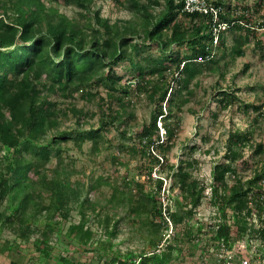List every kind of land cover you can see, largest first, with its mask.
Returning a JSON list of instances; mask_svg holds the SVG:
<instances>
[{
	"label": "trees",
	"instance_id": "trees-1",
	"mask_svg": "<svg viewBox=\"0 0 264 264\" xmlns=\"http://www.w3.org/2000/svg\"><path fill=\"white\" fill-rule=\"evenodd\" d=\"M50 1L0 0V239L5 229L25 241L34 238L40 255L55 264H172L181 259L186 246L204 253H232L219 259V264H243L244 243L251 255L246 258L249 264L263 260L264 166L254 169L247 180L240 174L252 167V156L264 153V144L254 142L253 131L230 132L225 161L214 166L209 184L194 177L192 162L175 167L167 153L176 143L179 115L194 95L193 81L207 71L226 68V58L245 55L251 43L264 53V30L256 29L257 25L264 28V2L251 5L239 0L228 6L225 0H212L217 7L227 8L220 20L229 25L220 31L216 46L212 15L183 12L175 0H165L159 14L152 10L153 4H160L157 0H127L134 17L113 24L93 9L94 0H68L83 9L82 17H94V24L68 17L58 9L60 0ZM124 62L128 65L122 75L116 66ZM239 91L217 84L212 101L221 109L237 106L246 115L253 110L255 121L264 119V102L246 103ZM76 95L87 102L98 96L105 104L97 128H85L89 113L84 107L73 102L60 107V101L74 100ZM142 97L152 105L151 119L139 128L130 124L125 128L135 116L136 100ZM70 114L76 124L62 130L63 119ZM159 121L166 129L164 139ZM111 125L120 136L114 162L124 165L122 157L139 156L150 167L139 168L147 174L145 184L135 176L123 177L96 215L102 203L92 199V189L84 195L81 182L72 181L75 171L66 166L60 144L71 141L82 150L88 142L90 152L97 154L108 141ZM246 146L254 149L249 158L243 155ZM155 169L157 177H153ZM166 173L168 190L165 176L160 175ZM204 201L216 212L208 230L196 218ZM118 208L126 217H117ZM72 211H77L79 221L63 232L56 218L69 220ZM95 215L98 230L89 225ZM126 218L138 220L137 231L145 233L147 247L139 254L114 250ZM40 222L41 230L37 229ZM170 225L174 233L165 238ZM54 239L66 243L57 254L49 249ZM68 245L77 252L97 251L98 259L72 258Z\"/></svg>",
	"mask_w": 264,
	"mask_h": 264
},
{
	"label": "rangeland",
	"instance_id": "rangeland-1",
	"mask_svg": "<svg viewBox=\"0 0 264 264\" xmlns=\"http://www.w3.org/2000/svg\"><path fill=\"white\" fill-rule=\"evenodd\" d=\"M45 1L47 4L51 2L50 0ZM140 1L148 3L150 0ZM157 1L160 2V4H153L152 6V10L155 14H159L163 10L165 4V0ZM225 1L228 2V6H233L234 2L239 0ZM240 1L252 5L257 0ZM262 1L264 2V0ZM122 2L123 3H112L106 0H94L93 9L99 10L100 16L108 18L112 24L117 21L122 23L134 17L133 13L128 9L127 0H122ZM58 9L68 17L76 18L85 24H88V22L92 24L95 23L94 17H82L81 12L83 9L71 2L69 3L68 0H60ZM262 12H264V7ZM226 60L228 62L226 68H219L217 71L212 72L207 71L204 75L195 79L191 84V87L194 90V95L191 97V101L184 106L181 115H179L180 129L176 137V143L167 153V158L170 164H175V167H177L182 161L192 162L194 164L192 169L194 177L205 184L211 182L214 166L217 163L225 161V155L228 153L226 145L231 131L251 129L253 131L254 142L264 144V119L255 121L256 113L253 110L246 115L238 109L237 106L231 109H221L219 105L212 101V97L215 94V88H217V84H219V86L231 91L237 88L241 89L237 95L246 103H263L264 53L261 49H256L254 43H251L249 46H246L245 55L234 59L227 57ZM127 65L128 62H124L123 64L116 66L117 73L122 75L126 74L125 66ZM92 91L97 92L95 88H92ZM99 91L101 96L107 98L105 91L102 89ZM71 102L76 103V106L78 107H84L89 113V116L84 118V120H86V129H95L98 127L102 116L101 112L106 109L104 103L101 105L98 96L92 102H87L76 95L74 100L64 99L60 101V107L67 108ZM114 109H119V106L116 105ZM215 110L218 113L217 117L211 115V112ZM134 112V118L127 121L125 128H127L129 124L131 126L133 125V129L137 127L139 128L140 124L144 121H149L152 115V105L148 104L146 97H142L141 101L136 100ZM75 124L76 120L70 114V117L63 119L61 129L70 130ZM158 127H161L160 135L161 138L164 139L166 137V129L163 126L162 121H159ZM135 131L138 130L135 129ZM106 136L108 141L104 143L105 145L103 144L104 146L102 147V150L97 154H92L90 152L91 145L88 142L83 146L82 150L77 149L71 141L62 142L60 144L63 149L66 166L69 170L75 171L74 176H72V181L81 182L84 195L92 189L93 191L90 194L92 199L102 203L98 204L96 215L101 211V206L107 203L108 198L113 192V186L120 187L123 182V177L127 176L128 178H131L132 176H135L136 180L145 184L147 183L145 182L147 180V174H141L139 168L143 165L145 171L150 167L149 161L141 159L139 156L134 158L128 156L122 157L121 161L125 162L124 165L115 163L112 157L114 155L117 156L118 153L114 146L120 140L117 127L113 125L109 126ZM203 136H206L208 141L204 142L202 140ZM194 145L197 146L196 151L191 150ZM253 151V148L246 146L243 150L244 157H251ZM251 162V168L244 172L240 171L244 180L251 177L254 169H259L261 166H264V153L259 156H252ZM167 173L172 172L168 170ZM167 173L165 175H160L165 176L164 187L168 190L170 180L169 177H166ZM158 175L159 172L157 171L153 173V177H157ZM231 180H233V177H231ZM205 194H210V188L206 190ZM89 213L91 212L89 211ZM117 213L118 218L126 217V212L123 209L118 208ZM215 214L216 212L209 202L204 201L197 211L196 218L207 227L208 230L209 226L215 223V220L213 219ZM96 215L92 218L93 222L89 224L94 230L99 229L95 222L97 220ZM56 220L60 224V228L65 232L70 224L79 221V215L77 211H72L69 220L63 221L60 216H57ZM138 223V220L133 221L129 218L122 220L118 237L114 240L115 251L120 250V252L124 253L128 250H133L135 253L139 254L147 247L144 238L145 233L137 231ZM170 226L171 227L165 238L174 233L173 226ZM38 228L40 230L42 229V222L37 224V229ZM235 230L236 228L234 227V231ZM255 243L257 246L260 241L256 240ZM242 245L243 247H241V249L243 255L241 258L246 260V258L251 256L248 252L249 247H247L245 243ZM65 246V242L60 243L54 239V241L52 240L50 242L49 249L54 254H57L63 251ZM68 246L71 251L67 254L72 258L84 261L98 259L97 251L77 252L73 246ZM253 249H255L254 246ZM228 254L231 255L232 253L216 254L211 250L204 253L201 248L193 251L186 246L181 259L174 261L172 264H219L218 260ZM263 261L264 259H258L255 260L253 264H264ZM14 262L17 264H55L44 259L43 256L40 255L34 245V238H32L31 241H25L19 238L14 232L5 229L0 239V264H11ZM231 264L234 263L231 262Z\"/></svg>",
	"mask_w": 264,
	"mask_h": 264
},
{
	"label": "built area",
	"instance_id": "built-area-1",
	"mask_svg": "<svg viewBox=\"0 0 264 264\" xmlns=\"http://www.w3.org/2000/svg\"><path fill=\"white\" fill-rule=\"evenodd\" d=\"M112 3H115V0H106ZM176 3L182 4V11L187 13H195L199 12L204 15H212L211 21V30L214 34V44L217 46L219 33L221 30H226L229 26L226 22L220 20V14H225L227 12V8L225 7H217L212 3V0H175ZM234 14L237 13V10H232ZM240 12V11H239ZM238 12V13H239ZM264 19V18H263ZM256 26V29L264 30V28ZM243 264H249L247 260L243 261Z\"/></svg>",
	"mask_w": 264,
	"mask_h": 264
},
{
	"label": "clouds",
	"instance_id": "clouds-1",
	"mask_svg": "<svg viewBox=\"0 0 264 264\" xmlns=\"http://www.w3.org/2000/svg\"><path fill=\"white\" fill-rule=\"evenodd\" d=\"M176 3V2H175Z\"/></svg>",
	"mask_w": 264,
	"mask_h": 264
}]
</instances>
